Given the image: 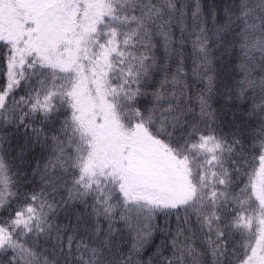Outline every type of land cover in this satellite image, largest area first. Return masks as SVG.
I'll use <instances>...</instances> for the list:
<instances>
[{
    "label": "snow or ice",
    "instance_id": "1",
    "mask_svg": "<svg viewBox=\"0 0 264 264\" xmlns=\"http://www.w3.org/2000/svg\"><path fill=\"white\" fill-rule=\"evenodd\" d=\"M0 264H264V0H0Z\"/></svg>",
    "mask_w": 264,
    "mask_h": 264
}]
</instances>
